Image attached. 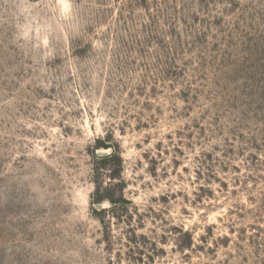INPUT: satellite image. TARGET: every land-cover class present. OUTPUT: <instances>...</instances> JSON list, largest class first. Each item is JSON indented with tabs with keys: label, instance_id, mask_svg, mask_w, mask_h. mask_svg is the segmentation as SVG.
Instances as JSON below:
<instances>
[{
	"label": "rangeland",
	"instance_id": "1",
	"mask_svg": "<svg viewBox=\"0 0 264 264\" xmlns=\"http://www.w3.org/2000/svg\"><path fill=\"white\" fill-rule=\"evenodd\" d=\"M0 264H264V0H0Z\"/></svg>",
	"mask_w": 264,
	"mask_h": 264
},
{
	"label": "trees",
	"instance_id": "2",
	"mask_svg": "<svg viewBox=\"0 0 264 264\" xmlns=\"http://www.w3.org/2000/svg\"><path fill=\"white\" fill-rule=\"evenodd\" d=\"M113 153H111L110 155H112ZM112 201H114L113 199H111ZM99 202V201H98Z\"/></svg>",
	"mask_w": 264,
	"mask_h": 264
}]
</instances>
